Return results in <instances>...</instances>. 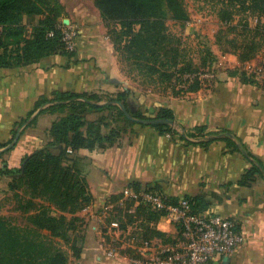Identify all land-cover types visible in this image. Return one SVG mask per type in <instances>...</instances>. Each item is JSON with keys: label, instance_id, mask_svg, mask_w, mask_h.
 I'll list each match as a JSON object with an SVG mask.
<instances>
[{"label": "trees", "instance_id": "obj_1", "mask_svg": "<svg viewBox=\"0 0 264 264\" xmlns=\"http://www.w3.org/2000/svg\"><path fill=\"white\" fill-rule=\"evenodd\" d=\"M218 1L221 6L217 16L225 29H240L245 33L241 42L236 37L231 39V42H236L235 48L240 50L235 51L239 61L244 63L254 59L264 49V22H261L264 19V0ZM95 5L106 21L116 51L126 60H132L140 73L151 82L158 79L161 83H172L177 76L182 77L196 70L191 64L182 63V41L168 32L167 19L170 15L184 24L191 18L183 0H95ZM238 12L256 16L258 24L251 27L247 20L233 24ZM63 14L64 6L60 0H0V67L33 64L59 52L72 56L75 51H68L62 39L63 27L66 25L62 20ZM25 16L34 18L35 23L26 24ZM112 22L118 26L109 28ZM223 33L227 35L226 31ZM221 39V36L217 37L218 42ZM240 75L244 81L255 83L245 72ZM198 88L199 85H195L187 91ZM130 93L131 89H125L106 101L123 103L132 117H153L140 110H131L128 105ZM100 101L101 95L95 92L56 90L51 97H42L30 112L28 118L41 109L28 126L34 124L37 116L44 112L62 115L48 129L50 140L47 145L26 155L20 166L9 167L4 164L0 169V175L10 178L8 192L21 198L24 196L23 203L26 202V210L30 212L25 225L0 215V264H69L71 258L81 256L86 242V222L77 213L89 206L94 197L74 155L81 148L95 150L122 146L123 134L128 131L131 135L127 143H130L135 133L134 126L139 124L131 120L118 104H97ZM105 110L111 114H106ZM87 113L97 116L88 118ZM154 117L176 122L175 127L169 124L149 125L161 134L179 135L188 144H201L204 147L215 141H225L230 152L244 155L251 166L238 181L240 186L252 187L258 181H264V161L248 149L230 128L210 129L207 124L200 123L187 129L168 106H161ZM28 118L17 124L10 142L16 138L19 128ZM115 122H123L124 126H115ZM10 142L1 143L0 147ZM130 188L137 191L145 189L162 196L166 194L159 182L145 186L133 182ZM183 198L191 202L195 213L204 212L207 207L202 197L169 195L168 202L176 204ZM36 200L42 201L40 207H37ZM106 202L113 204L112 210L117 212L110 216L108 222L115 220L122 230L128 231L131 227L132 234H137L139 239L157 240L164 245H176L179 242V228L173 236L155 225L163 217L164 211L143 204L135 206V201L126 197L125 193L112 195ZM66 214L71 217L68 218ZM109 240L110 236L106 235V241ZM121 253L137 255L131 248L123 249Z\"/></svg>", "mask_w": 264, "mask_h": 264}, {"label": "crops", "instance_id": "obj_2", "mask_svg": "<svg viewBox=\"0 0 264 264\" xmlns=\"http://www.w3.org/2000/svg\"><path fill=\"white\" fill-rule=\"evenodd\" d=\"M60 2L64 6L62 20L80 29L75 53L70 56L59 52L33 64L0 67V144L10 142L17 124L28 118L42 97H51L56 90L113 97L125 89L133 90L122 75L116 48L95 0ZM255 18L258 21L251 27L259 22ZM24 22L33 25L35 19L25 16ZM28 30L31 33L30 26ZM261 53L257 58L264 57V49ZM230 59L234 63L218 67L210 84L181 94L168 91L166 95L140 96L137 110L154 117L161 106H168L187 129L200 123L210 129L230 128L264 161V90L256 82L244 81L235 66L239 59L233 55ZM38 112L19 128L17 141L0 147V169L4 164L20 166L26 155L48 144L47 131L58 114L41 113L28 126ZM96 116L92 114L91 118ZM134 130L130 143L106 149L81 148L75 153L94 197L79 215L90 224L99 210L104 211L106 200L126 193L131 183L145 186L159 182L166 194L202 197L207 204L204 212L233 218L241 225L244 242L228 264H264V181L252 187L238 184L251 166L246 157L230 152L225 141L204 147L188 144L179 135L161 134L149 125L136 124ZM9 181V177L0 175V192L8 191ZM114 223L106 219L102 226L105 230L86 225L85 246L81 256L73 258L74 264H130L125 256L107 252L106 235L120 232ZM155 225L173 236L177 234V226L169 220L161 218ZM210 264H224V260Z\"/></svg>", "mask_w": 264, "mask_h": 264}, {"label": "built area", "instance_id": "obj_3", "mask_svg": "<svg viewBox=\"0 0 264 264\" xmlns=\"http://www.w3.org/2000/svg\"><path fill=\"white\" fill-rule=\"evenodd\" d=\"M190 21V20H189ZM186 23H190V22ZM51 35V34H50ZM80 29L77 25L66 24L63 27V41L68 51L74 52L77 47ZM243 71L252 77L256 84L264 90V57L244 62ZM214 70L187 74L189 82L199 78L201 81L216 78ZM210 80V79H209ZM71 152V150H69ZM135 201V206L148 205L157 211H164L162 219L169 220L180 229L181 238L176 245H164L157 240H142L137 234L115 225L120 232L112 234L106 241V249L110 255L125 256L130 264H210L231 257L244 242V235L239 223L228 217L212 215L209 212L195 213L188 199L178 203L168 202V194L162 196L149 190H132L125 193ZM123 203V200H121ZM113 204L105 202V210H112ZM121 245H118V244ZM131 248L136 256L122 254L121 250Z\"/></svg>", "mask_w": 264, "mask_h": 264}, {"label": "rangeland", "instance_id": "obj_4", "mask_svg": "<svg viewBox=\"0 0 264 264\" xmlns=\"http://www.w3.org/2000/svg\"><path fill=\"white\" fill-rule=\"evenodd\" d=\"M183 4L191 17L189 24H184L181 20L175 19L171 15L167 19L168 32L172 36L180 38L182 41V44H180L184 48L182 53V63L185 65L191 64L192 68L196 69L194 72L197 73H203L207 70H214L216 74L218 72V67H227L229 64H231V62L234 63V61H232L233 59H230L231 55L238 58L237 54H235V51L238 52L240 50L235 48L236 42H231V39L236 37L238 42H241L245 36V33H242L240 29L227 31L225 26L221 24L217 16L221 2L218 0H183ZM255 17L256 16L246 12H238V14L235 16L233 24L244 23L247 20L249 24L254 25L258 21ZM114 26H118V24H116V22H112L109 28ZM225 31L227 35H224L223 32ZM218 36H221L222 38L219 42L217 41ZM223 51L228 52L225 53ZM206 53H209L210 55L206 56ZM117 54L122 75L124 78H127L130 82V85L133 86V90H131V93L128 97V105L133 111L137 110V100L141 98L140 96H147L151 94L166 95L168 91H171L174 94L175 92L180 91L187 92L188 88H191L192 86L199 85L200 87L202 84H210L211 82L209 81L213 80L212 78H208V80L204 79L201 81L199 78H196L189 82V78L186 77V75L193 73L191 71L184 74L182 77L177 76L172 83H161L158 79L155 82H151L149 78L140 73L137 65L132 60H126L120 52H117ZM258 55L261 56L263 53L260 52ZM257 56L254 59L260 60V58H257ZM238 63L235 65L237 66L236 70L241 73L243 71V63L239 61ZM174 69L175 68H172V70ZM181 92L179 94H181ZM136 94H139V96ZM101 97L102 101L100 102H107L106 100L110 97V95L101 93ZM105 112L106 114H111V112L108 110H105ZM57 114L58 117L62 115V113ZM92 114L93 113H87L86 115L88 118H91ZM114 125L118 127L124 126L123 122H115ZM128 130H130V128ZM130 135L131 132L129 131L123 134L124 143L128 142ZM52 149L55 152H58L56 148ZM0 193V215L12 220L19 225L27 224V216L30 212L26 210V202L23 203L24 196L21 198L19 195L17 196L13 193L8 194V191ZM36 201L37 207H40L42 201ZM54 213L57 212L54 211ZM113 214L115 215L117 212L115 213V210H99L96 214V220L90 222V224H88L85 220L86 225L95 224V226L100 229L103 225H105L106 219H110V216ZM77 215L80 216L79 212ZM66 216L68 218L71 217L70 214H66ZM63 246L66 249L68 248L65 245ZM70 262L71 264H74L73 258H71Z\"/></svg>", "mask_w": 264, "mask_h": 264}, {"label": "water", "instance_id": "obj_5", "mask_svg": "<svg viewBox=\"0 0 264 264\" xmlns=\"http://www.w3.org/2000/svg\"><path fill=\"white\" fill-rule=\"evenodd\" d=\"M65 24H69L68 20H64ZM109 103H116L118 104L121 109L125 112V114L133 121L139 123V124H145V125H154V124H169L173 127L176 126V122L174 120L171 119H167V118H157V117H151V118H146V119H140V118H135L132 117L131 114L128 112V110L126 109V107L124 106L123 103L119 102V101H107V102H99L97 104H109ZM41 110V109H40ZM38 110V111H40ZM183 134H185L184 131H182ZM20 133L17 134L15 141H17V139L19 138ZM231 261L230 257H226L224 259V264H228Z\"/></svg>", "mask_w": 264, "mask_h": 264}]
</instances>
